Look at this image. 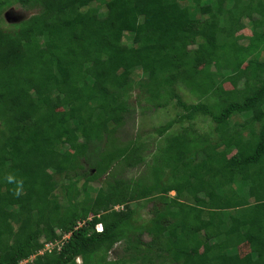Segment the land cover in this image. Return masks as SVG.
<instances>
[{
    "label": "trees",
    "instance_id": "1",
    "mask_svg": "<svg viewBox=\"0 0 264 264\" xmlns=\"http://www.w3.org/2000/svg\"><path fill=\"white\" fill-rule=\"evenodd\" d=\"M13 3L31 13L0 27V264H264V0H0V15ZM134 86L142 113L177 109L150 153L116 135Z\"/></svg>",
    "mask_w": 264,
    "mask_h": 264
},
{
    "label": "rangeland",
    "instance_id": "2",
    "mask_svg": "<svg viewBox=\"0 0 264 264\" xmlns=\"http://www.w3.org/2000/svg\"><path fill=\"white\" fill-rule=\"evenodd\" d=\"M30 13L31 12L29 10L22 8L18 3H13L9 6H6L3 9L2 14L0 15V27H2L3 29H12L13 28L12 23L19 22L23 18H26L28 15H30ZM249 29L250 28L244 29V32H248ZM134 38H135L134 33L132 32L124 33V40L127 43L129 44L133 43ZM225 87L230 88L231 84L226 83ZM145 95L146 93L140 90L137 86H134L130 89L128 100L131 104V107L133 108V112L126 115L125 122L118 128L116 135L123 141L140 136V138L146 141L147 143L153 144L151 149H148L150 151L147 150V152L150 153L151 151H153L155 147L163 143V137L158 136V134L155 132V128L159 126L161 123L165 122L166 120L175 117L177 114V109L174 107H168L166 109H159L157 111L152 110L147 113H142L140 108L142 104H146V100L144 97ZM182 95L186 99L191 101L192 98L187 92L183 91ZM187 123L188 122L184 121L183 125H187ZM195 124L198 129L203 131L204 130L210 131L211 128H213V124L208 117H202V116L197 117L195 119ZM181 126H182L181 124L180 125L176 124L174 127L170 129L169 132L174 133L178 131ZM138 170L140 169L128 168L127 170H123L122 175L128 178L135 175L138 172ZM101 183L102 180L89 182L87 184V191L92 195L95 194ZM170 194L174 195L175 191H171ZM150 205H151L150 201L148 202L138 201L132 203V206L135 210L132 219L134 224L136 223H138L139 225L147 224L151 216L149 212ZM68 236L69 233L65 234L61 239L57 240L58 244L61 245L62 241ZM240 250L241 253H245L247 252L248 247L246 245H243ZM42 251L44 250L42 249ZM121 254H122V249L119 245L112 251V253L109 254L110 255L109 258H112V255L116 257V256H120ZM77 261H80V258H78Z\"/></svg>",
    "mask_w": 264,
    "mask_h": 264
},
{
    "label": "built area",
    "instance_id": "3",
    "mask_svg": "<svg viewBox=\"0 0 264 264\" xmlns=\"http://www.w3.org/2000/svg\"><path fill=\"white\" fill-rule=\"evenodd\" d=\"M96 229L97 230H101L102 229V224L101 223L96 224ZM65 234H67V233H65ZM55 245H58V247L60 246L57 241H55V242H45L43 250H51ZM40 252H42V250Z\"/></svg>",
    "mask_w": 264,
    "mask_h": 264
},
{
    "label": "clouds",
    "instance_id": "4",
    "mask_svg": "<svg viewBox=\"0 0 264 264\" xmlns=\"http://www.w3.org/2000/svg\"><path fill=\"white\" fill-rule=\"evenodd\" d=\"M7 180H8V182H13V180H14V178H13V176L12 175H8L7 176ZM17 183H19L18 181H17ZM16 194H19V191H17V193ZM102 228H103V225H102ZM95 229H96V226H95ZM97 230V229H96ZM102 230V229H101ZM101 230H97V231H101ZM68 234V233H67Z\"/></svg>",
    "mask_w": 264,
    "mask_h": 264
}]
</instances>
